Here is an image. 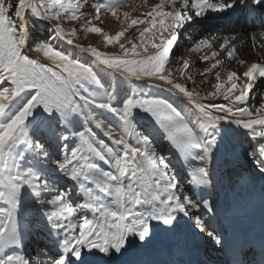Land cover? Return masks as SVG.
Instances as JSON below:
<instances>
[{"label":"snow or ice","instance_id":"1","mask_svg":"<svg viewBox=\"0 0 264 264\" xmlns=\"http://www.w3.org/2000/svg\"><path fill=\"white\" fill-rule=\"evenodd\" d=\"M172 2L162 0L161 4L147 13V16L152 17L150 20L131 21L132 25L139 23L148 26L139 32V45L131 41V47L120 44L122 56L108 57L96 48L85 51H90L96 62L121 76L135 80L148 78L162 81L163 86H170L165 87L166 91L183 94L198 113L194 120H190L166 100L130 96L119 108L112 105L111 94H107L103 102L99 101L97 92L86 86L88 82L98 85L92 68L54 50L51 43L40 42L32 49L37 54L42 53L50 61L49 65L29 59L23 53L22 49L28 40L29 15L42 21L55 22L67 18L91 23L90 19L82 20L84 4H73L71 0H0V202L6 205L0 207V264L41 262L37 257L30 261L20 251L23 233L18 230L17 209L22 186L32 189L44 217L61 237L58 244L60 254L55 259L45 258V264H71V257L79 258L84 248L97 249L102 253L109 250L119 252L129 235H135L143 241L150 233L151 221L171 229L175 227L177 217H184L193 221L191 226L201 233L206 231V221L197 213L203 209L212 212L211 202L189 198L171 174L166 158L157 155L148 137L140 136L136 146H130L125 136L115 132L96 115L95 109L111 113L126 127H131L130 116L133 110L139 108L149 113L163 133V138L182 157L189 156L199 161L196 166L188 169L186 183L193 188H207L212 184L210 164L216 139L209 132L220 121H231L247 130L253 142L248 155L264 172V105L257 109L255 117L247 107L249 93L257 77H264V65L253 63L247 68L244 76L248 83L243 87L238 85L235 72L228 73V87L219 82V73L216 74L215 91L208 96L213 99L218 95L223 96L225 100L233 102L228 106L201 104L196 98L197 94L170 78L169 71L171 51L178 39L177 30L183 26V22L190 23L193 20L192 13L195 17H202L209 12L239 11L240 6H245L248 14H256L264 11V0H230L220 3L215 0H184L181 9L172 13L163 11L165 5ZM117 8L118 2L115 0L108 4L93 5L96 19L100 18L102 10H109L115 15ZM54 31L53 39L67 38L68 44L73 43L75 29L65 33L56 24ZM91 31L101 30L92 28ZM157 31L161 37L156 36ZM164 32H169V37H163ZM122 35V32L114 36L105 35V40L109 43L118 42ZM156 39H160V42L156 43ZM227 44L225 41L221 49L224 50ZM201 45L209 46L207 41H201L196 45V50ZM149 48L153 51H149ZM234 53L233 48L228 52L229 58ZM216 55L212 54L213 57ZM208 59L205 56L201 62ZM212 68L207 70L208 74ZM189 69L190 64L185 60L181 75H185V70ZM24 94H27L26 102L14 110V102L18 97L23 98ZM36 107L49 114L56 112L61 117L80 113L118 146L116 150L98 147L93 133L85 127L81 132L73 134L75 145L65 151L60 160L53 161L59 171L77 182L83 194L82 203L73 204L70 194L65 191H54L49 199L40 198L42 192L53 190L31 168H21L20 161L29 153L46 157L47 153L41 144L25 138L23 150L16 160L12 164L7 160L9 149L19 142L20 133ZM59 138L68 139L62 133ZM195 150H199L198 156L192 155ZM96 160L103 161L108 168L101 169L95 164ZM85 211H91L90 219L84 215ZM208 235L221 243L220 236L214 231L208 232Z\"/></svg>","mask_w":264,"mask_h":264},{"label":"rangeland","instance_id":"2","mask_svg":"<svg viewBox=\"0 0 264 264\" xmlns=\"http://www.w3.org/2000/svg\"><path fill=\"white\" fill-rule=\"evenodd\" d=\"M71 2L73 4L80 3L85 5L82 20L87 21L90 19L91 23H81L79 20H68L67 18L60 19L55 22L42 21L29 15L28 27L31 32L32 24H34L35 28L42 33L44 32L43 27H47L48 29L45 36H42L46 39L45 42L51 43L54 50L61 51L71 59H76L92 68L98 85L93 82H88L86 86L90 90L97 92V99L99 101L103 102L105 96L107 94H111L112 105L119 108L130 96L133 98L139 97L166 100L173 104V106L177 107V109L181 111L182 114H185L190 120L196 119L198 113L194 106L184 104L171 94L161 92L152 86L146 85L147 82L163 83L162 81L144 78L142 80L145 81L146 84L136 82L129 83L118 76L110 74L106 69L100 67L96 61L75 47V45H77L86 49L96 48L97 51L110 57L122 56L123 50L120 48V44L124 43L125 47H131V44L129 43V41H131L132 43L139 45V32L144 27L148 26L146 24L139 23L132 25L131 21L152 19V17L147 16V13H149L158 4H161L162 0H115V2H118L116 14L113 15L109 10H102L99 13V19H96L97 13L94 11L93 5L100 3L108 4L110 2H114V0H71ZM183 2L184 0H179V3L172 2L166 4L163 11L172 13L179 10V6H181ZM211 15L215 14L210 12L208 15L205 14L202 17H195V14L192 13L193 20L190 23L187 21L183 22V26L177 30L178 39L171 51L169 61V71L171 72L170 78L177 83H181L194 94H197L196 97H201L203 99L202 104L205 105L213 104V100L220 96L218 95L214 99L209 98L208 96L210 92L215 91L214 85L217 83V73H219L220 77L219 82L223 83L225 87H228V73L235 72L238 77V82H240L242 74L249 66L248 63L245 66H236L231 62L223 60V56L221 52H219V48L223 42L230 37L231 33L223 28L225 27V24L221 21L223 18L218 19ZM158 19L159 18H157V20ZM29 20L34 22L31 23V26ZM226 23L228 22L226 21ZM56 24H59V26L65 30V33H70L73 29H75V36L72 37L73 43L71 45L67 43V38L53 39V37H55L54 29ZM210 24L216 27L210 28ZM240 25L245 27L240 18H237L233 28L239 27V30H242L243 27ZM92 28H99L101 31L94 32L91 31ZM117 32L123 33L118 42L109 43L105 40V35L114 36ZM234 34L236 35L237 33L235 32ZM156 36L161 37V33L157 31ZM236 36H245L246 39L248 38V41L250 42L249 46L252 49H255L256 45H253V43L255 44L256 41H253V34L251 37H248L246 31L239 35L237 34ZM163 37H169V32H164ZM201 41H207L209 46L201 45L200 49L196 50V45L200 44ZM37 42L40 43L44 41L37 40ZM155 42L159 43L160 39H156ZM30 44V54L26 53L24 48L22 49L23 53L28 56L29 59L36 60L40 64L49 65L50 61H48L42 53L37 54L32 50L37 44H32V40ZM149 51L153 50L149 48ZM213 53H217L218 55L213 57ZM205 56H208L209 59L205 62H201ZM185 60L189 62L190 69L185 70L186 74L182 76L180 70L183 68V62ZM217 61L220 63H217ZM213 65H216V67L212 68ZM210 68H212V71L208 74L207 70ZM262 92H264L263 85L259 86L251 95H249L250 98L247 101V107L252 112V115H255L257 113V109L261 108L260 105L263 103V99L261 98ZM26 99L27 94H24L23 98L18 97L13 104V109L15 110L21 107L22 104L26 102ZM95 112L96 115L100 119L104 120L106 124L111 126L114 131L122 136H125L130 146H136L140 136L148 137L151 140L152 148L157 155L166 158V162L169 165L172 175L176 173L177 159H184V162H192L193 160L196 161V163H199L197 159H193L189 156L182 157V155L163 138V133L159 131L154 118L149 113L144 112L139 108L133 110V113L130 116L131 127H126L117 119V117L105 110L95 109ZM71 114L81 120L85 119L80 113ZM85 127L89 128L93 133L94 140L98 147H110L109 145V147L106 146L107 144L97 136V133H95L88 124L81 126L79 132L84 130ZM68 131L67 127L63 125L60 114L56 112L49 114L44 112L42 108L36 107L33 110L32 115L28 117L24 130L20 133V137L18 138L19 142L13 144V146L9 149L7 156L9 164H12L16 160L17 155L23 150V141L25 138L41 144L44 151H46V157H38L29 153L26 154L22 161H20L21 168H31L40 176L41 181L47 183L53 190L49 192H42L40 197L42 199H49L54 194V191H65L69 193V186L71 185L70 181L72 179L59 171L56 164L53 163V161L60 160L64 152L70 150L76 143L75 136L73 133L70 134ZM61 133L67 136L68 139L61 140L59 138ZM233 144L234 143L230 144L228 148L230 147L231 149ZM242 145H244V147H242ZM245 146H250V144H241L238 149L240 160L242 155H245L244 158L247 159L246 154H248V149ZM241 147L242 152L240 151ZM250 148L252 149V147ZM192 155L198 156L199 150H195ZM95 164L101 169L108 168V165L101 160H96ZM182 187L187 194L188 192L185 189V186ZM0 207H6V205H3L2 202H0ZM17 222L19 232L23 233L22 241L23 239L26 240L27 236H24L25 234L31 237V233L37 229L36 227L49 224L43 215L41 205L39 204L37 198L32 194V189H29L27 186H22L19 196ZM92 250L90 251V256L94 258L100 251L97 249ZM28 255L30 261L31 258L37 257L41 259L40 264H45V255L38 249L34 247L31 248L28 251ZM88 255L89 254L84 255L85 257L81 260L86 261Z\"/></svg>","mask_w":264,"mask_h":264},{"label":"bare ground","instance_id":"3","mask_svg":"<svg viewBox=\"0 0 264 264\" xmlns=\"http://www.w3.org/2000/svg\"><path fill=\"white\" fill-rule=\"evenodd\" d=\"M215 2L220 3V2H230V0H215ZM173 3H179V0H173ZM183 6V4L180 7ZM210 13V12H209ZM209 13H206V15H208ZM215 15H211L213 17L216 18H223L221 21H227L228 23H230L229 20H227V15L228 12H224V13H214ZM217 14V15H216ZM212 18V17H211ZM241 20V19H240ZM216 27L212 24H210V28ZM219 27V26H218ZM224 29H226V31L230 32L231 35L230 37L227 38V42L228 44L226 45V48L224 50L221 49V46L219 48V52H221L222 56H223V60L227 61V62H231L236 66H245L247 63L249 64L248 67L251 66V64L253 63H257V64H261L264 65V40L262 39V37L264 38V31L263 32H258V33H254L253 34V41L255 40V44L256 47L255 49H252L249 44L250 42L248 41L249 39L245 36H240L237 37L234 33L237 31V28L239 27H234L232 29H228L226 27H223ZM240 29V28H239ZM31 43V38H30V29L28 27V40L26 42V45L24 47V50L26 51V53L30 54V50H29V45ZM64 43L66 44V42L64 41ZM225 43V41L223 42V44ZM75 47L80 50L82 53L86 54L87 56H89L90 58H92L94 61H96V58L90 53V51H85L86 48L81 47V46H77L75 45ZM235 49V53L234 55L229 58L228 56V52L232 49ZM106 56V55H105ZM110 57V56H108ZM241 61L243 63H241ZM97 64L106 69L110 74H113L115 76H118L122 79H124L125 81L131 83V82H139L141 81L142 83L146 84L145 81L143 80H135V79H128L124 76H121L119 73L112 71L111 69H107L104 65L100 64L97 62ZM245 73V71H244ZM244 73L242 74V79L240 82H238V85L240 87L245 86L248 83L247 78L244 76ZM139 82V83H141ZM146 85L149 86H153L156 89L165 92V93H169L171 94L173 97H175L176 99H179L181 101H183L186 104H189L191 106V103H189V101L183 96V94H180L178 92L175 91H166L165 87H170V86H163V83H154V82H147ZM155 85H162L161 87H156ZM263 85L264 86V77H257L255 83H254V87L253 89L250 91L249 95H251L259 86ZM199 102L202 104L203 99L201 97H196ZM261 98L263 99V103L260 105V107L262 105H264V92H262ZM213 102L215 104H224V105H229L232 104L233 102L231 100H225L223 96H219L217 99L213 100ZM241 107H243L244 105H240ZM251 108V106H250ZM250 110V109H249ZM217 115H224V113H216ZM258 113H256L255 115H252L253 117H255ZM62 122L63 125H65L67 127V130H69V132L72 134L74 133H79V129L81 128V126H84L86 124H88L95 133H97V136L101 138V140H103V142H105L107 145V147H111L113 150H116V148L118 146L114 145L112 143L111 140H109L107 137L104 136L103 132L100 131V129H97L94 124L91 121H86L85 119L81 120L80 118L74 116L73 114H68L65 117H62ZM210 136H215L216 139V143L215 146L213 148V152L211 154V164L212 163H217L220 161H224L225 158L227 159V164L228 166H233L234 164H237L238 161H240V155H239V147L241 144H250L251 147H253V143L251 140V137L247 134V130L240 128L238 126H236L235 124H233L231 121H220L218 123V125L213 128L210 129L209 132ZM233 144V147L230 149V147L228 148V146L230 144ZM238 144V145H237ZM109 145V146H108ZM227 156V157H226ZM210 164V166H211ZM255 202H258V206L263 205L264 204V194H257L255 198L252 199L250 205H249V209H253L255 207ZM144 240L141 241L140 239H138L135 235H129L126 238V242L123 248H121V250L119 252H116L115 250H109L107 253H102L99 252L98 256L93 258L90 256V251H85L84 255H87V260L83 261L81 260L82 258H84L85 256L82 255L84 252H81V255L79 258L77 257H73L71 259V264H117L118 261L120 262L122 260V256L129 254L131 251H134V246L138 245L141 246L143 244Z\"/></svg>","mask_w":264,"mask_h":264},{"label":"trees","instance_id":"4","mask_svg":"<svg viewBox=\"0 0 264 264\" xmlns=\"http://www.w3.org/2000/svg\"><path fill=\"white\" fill-rule=\"evenodd\" d=\"M29 21H30V26H31V23H34V22L32 20H29ZM47 29H48L47 27H43L44 32L42 33L37 28H35L34 24H32L31 32H30V38L32 40V44H37L38 43L37 40L45 42L46 39L43 38L42 36H45Z\"/></svg>","mask_w":264,"mask_h":264}]
</instances>
